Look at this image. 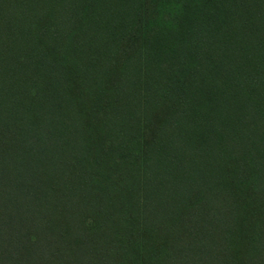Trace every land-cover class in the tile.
Segmentation results:
<instances>
[{"label":"trees","instance_id":"obj_1","mask_svg":"<svg viewBox=\"0 0 264 264\" xmlns=\"http://www.w3.org/2000/svg\"><path fill=\"white\" fill-rule=\"evenodd\" d=\"M0 264H264V0H0Z\"/></svg>","mask_w":264,"mask_h":264}]
</instances>
